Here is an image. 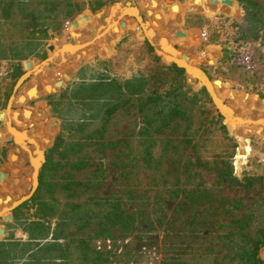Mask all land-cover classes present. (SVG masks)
I'll use <instances>...</instances> for the list:
<instances>
[{
	"label": "rangeland",
	"instance_id": "374dc122",
	"mask_svg": "<svg viewBox=\"0 0 264 264\" xmlns=\"http://www.w3.org/2000/svg\"><path fill=\"white\" fill-rule=\"evenodd\" d=\"M143 1L0 0V133L9 123L18 134L22 119L36 126L9 134L18 151L0 140L4 191L28 197L0 216V264H254L264 0H221L214 14L191 9L166 26ZM176 1L188 0L158 7ZM123 6L138 17L118 16ZM79 43L88 44L63 49ZM168 45L204 73L225 113L159 54Z\"/></svg>",
	"mask_w": 264,
	"mask_h": 264
},
{
	"label": "trees",
	"instance_id": "16d2710c",
	"mask_svg": "<svg viewBox=\"0 0 264 264\" xmlns=\"http://www.w3.org/2000/svg\"><path fill=\"white\" fill-rule=\"evenodd\" d=\"M159 2L160 0H147V1L144 0L142 4L144 5L143 7L147 9V12L152 15L151 21L153 24H155V21L158 20L160 21L161 24H165V26L167 25V23L172 24V22L170 21V18H166L169 15L171 16L172 21L175 22L174 20H177L181 16V14L191 9H197V10L199 9V10H202L203 12H208L210 14H214L215 12L219 11V9H221L220 8L221 0H188L185 4H181L176 1V2H173L172 4L164 3V5L158 7ZM211 5L214 6V9L212 10H210ZM230 8L233 9L234 4H232ZM165 39L167 41H170L168 37ZM230 128L234 131H240L241 133H244L243 126L231 125ZM258 131H260V133L261 132L264 133V126L259 127ZM28 138L29 140L33 141L32 138L30 137ZM36 152L39 155L41 154L40 149H37ZM37 159H38V156H37ZM229 180L231 183H238L235 177L231 176ZM262 246H264V237H262L261 239L255 240L250 247V256L254 264H264V262L258 256V251Z\"/></svg>",
	"mask_w": 264,
	"mask_h": 264
},
{
	"label": "crops",
	"instance_id": "0c3cea01",
	"mask_svg": "<svg viewBox=\"0 0 264 264\" xmlns=\"http://www.w3.org/2000/svg\"><path fill=\"white\" fill-rule=\"evenodd\" d=\"M125 15H129V14H124V16ZM65 54H68V53L66 52ZM66 74L69 75L68 73H66ZM34 110L35 109L32 107L31 111H34ZM8 125H9V123H8ZM12 126L17 131H19V134L22 132V130H25V131H27L30 134L31 127H36L35 124H32L30 122V120H29V124H27V123L25 124L24 119H22V122H20V123H18V122H12ZM3 127H4V125H3ZM9 127H10V125H9ZM0 129L4 130V128H0ZM9 134H10V131L8 129L6 131H2V133H0V140L3 139V141H2L3 143L10 144L15 149L16 143H15L14 139L12 138V136H10ZM30 138H32L33 140H36L40 144V143L43 142V133L40 134V133H37V132H33L32 135L30 136ZM33 143H34L35 146L38 144V143H35V142H33ZM21 154H22V151L18 152V160H20ZM9 155H10V153H9ZM9 155H8V157H9ZM17 161H14V162H11L10 161V163H16ZM14 168H17L16 164H15V166L12 169H14ZM17 171L18 170H16V171H12L11 170V172H17ZM0 177H1L0 178V210L3 209L0 212V216H3L7 212H9V210L11 209V208H9V206L11 204L16 203V202H19L20 197H17L16 191H13L12 194H11V196H10V194H8V192L4 191L5 182L9 178V175L7 174V172L5 170L3 172V175L0 176ZM12 218H13V216H12ZM13 220H14V218H13ZM0 229H3L4 230V233L3 234L0 233V237H1V235L4 236V234H6V229L5 228H1V227H0Z\"/></svg>",
	"mask_w": 264,
	"mask_h": 264
},
{
	"label": "bare ground",
	"instance_id": "6f19581e",
	"mask_svg": "<svg viewBox=\"0 0 264 264\" xmlns=\"http://www.w3.org/2000/svg\"><path fill=\"white\" fill-rule=\"evenodd\" d=\"M119 15L118 16H120L122 13H124V14H129V15H133V16H135V17H138L137 16V14H138V12H137V9L135 8V7H122L120 10H119ZM117 16V17H118ZM117 17H115V18H113V22H109V24H110V28H111V26L112 25H115V23L117 22ZM113 23V24H112ZM112 24V25H111ZM100 36V35H99ZM99 36H97V37H99ZM98 38H95L94 39V41L93 42H96V40H97ZM93 42H89V44L90 43H93ZM88 44V43H87ZM87 44H83V43H79V44H77V45H65V47L63 48V49H72V50H74L73 52H76V51H79V50H81L82 48H84V47H86L87 46ZM161 47H163V46H161ZM165 47V46H164ZM158 51L159 52H163V55H165L167 58H169L171 61H175V62H177V64L179 65V66H185L186 68H187V72H190L191 74H193L194 76H196L197 78H198V80H200L203 84H206V87L209 89V91L210 92H212V95H213V98H214V101H215V103H216V105L225 113V109H224V107H223V105L221 104V101H220V99L218 98V95H217V93H216V91L214 90V88L213 87H211L210 85H209V83H208V81H207V78H206V76L204 75V73L202 72V71H200L199 69H197V68H193V67H191L190 65H188L187 63H185L182 59H179L178 57H176L175 55H172V54H170V53H164L165 51H163L162 49H159L158 48ZM73 52H71V53H73ZM244 122H246V123H252V124H255L257 121L255 120V119H246V120H244ZM7 124V129L10 131V133L12 134V135H14L16 138H18L19 137V133L18 134H16L10 127H9V125H8V123H6ZM29 139V138H28ZM36 184V176H35V172H34V177H33V185H35ZM18 202H16V203H13V204H11L10 206H9V208H11V207H13V206H15L16 204H17ZM3 209H1L0 210V212L2 211Z\"/></svg>",
	"mask_w": 264,
	"mask_h": 264
},
{
	"label": "water",
	"instance_id": "95a60500",
	"mask_svg": "<svg viewBox=\"0 0 264 264\" xmlns=\"http://www.w3.org/2000/svg\"><path fill=\"white\" fill-rule=\"evenodd\" d=\"M222 2H224V4H226V5H230V4H231V1H230V0H223ZM160 5H162V4L160 3ZM223 12H224V13H227V10H226V9H223ZM81 18H84V17H81ZM124 24H125L124 21H121V22H120V25H121V26H123ZM179 35H183V33H181L180 31L177 32V33H176V36H179ZM49 49L51 50V49H52V46H49ZM155 50L157 51V48H156V47H155ZM162 50L165 51L164 53H170V54H172V55H176V53H177V50H176L174 47L170 46V45L163 47ZM157 52H158V51H157ZM158 53H159V52H158ZM159 54L163 57V52H160ZM181 57H182L184 60H189V57H188L186 54H182ZM171 63H174V64H176L178 67L182 68V69L185 71V73L188 75V77H190L191 79L193 78V79H195L196 81H199L198 78H197L196 76H192L193 74H191L190 72H187V68H186L185 66H179V65L177 64V62H175V61H171ZM25 64H26L27 67H29L30 62H29V61H26ZM202 86H204L205 89L207 90L206 84H204V85H202ZM207 91H208V90H207ZM6 106H7V105H6ZM218 110H219V109H218ZM220 113H221V112H220ZM221 114H222V113H221ZM1 115H2V112H0V116H1ZM223 117H224V116H223ZM224 119H225V117H224ZM15 150L18 151L17 147L15 148ZM11 156H14V154L12 153ZM40 167H41V165L39 166L38 170L40 169ZM16 170H18V169H17V168L12 169V171H16ZM2 175H3V173L0 171V176H2ZM27 198H28V197H26V198H24V199H22V200L19 199V202H18L15 206L11 207V209H13V208H15L16 206H18L19 204H21V203H22L23 201H25ZM6 218H7V219H10V215H7ZM0 233L3 234V233H4V230H3V229H0Z\"/></svg>",
	"mask_w": 264,
	"mask_h": 264
}]
</instances>
